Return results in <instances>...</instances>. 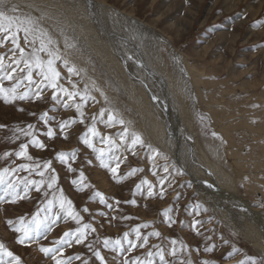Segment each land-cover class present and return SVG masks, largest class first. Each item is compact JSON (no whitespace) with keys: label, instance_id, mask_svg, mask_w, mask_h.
Segmentation results:
<instances>
[{"label":"rangeland","instance_id":"rangeland-1","mask_svg":"<svg viewBox=\"0 0 264 264\" xmlns=\"http://www.w3.org/2000/svg\"><path fill=\"white\" fill-rule=\"evenodd\" d=\"M97 1L158 33L160 42L155 40L154 43H159L164 59L169 63L171 51L178 53L189 81L193 80L194 69L198 85L194 82L190 85L194 90L197 125L194 131L198 144L205 149L210 161L224 170L237 194L247 200L252 209L264 213V0ZM0 10L8 15H26L5 7ZM43 28L57 41L60 54L68 65L75 68L70 75L63 62L58 61L59 83L70 90L74 83L81 92L87 86L94 99L84 102L83 122L74 106L66 108L61 101L69 105L73 102L63 93H57V99L48 87L42 89L40 98L30 96L11 103L0 99V171L18 169L6 175L5 181L24 177L39 180L41 177L36 172L18 166L26 163L42 166L46 161L50 162V169L44 170L45 175L54 170L57 177L53 188H48L47 183L41 185L40 190L30 185L26 195L24 184L20 183L16 191L23 198H16L14 202L13 196L6 194L5 185L0 184V196L4 197L0 200V243L20 258V264H55L52 254L45 255L40 248L52 247L65 232H75L87 224L91 228L86 230L85 241L77 244L75 238H71V246L65 245L60 259L73 257L70 264H84L85 261L87 264H124L125 261L132 264L139 258L161 264L155 253L162 250L168 264H187L189 260L191 264H203L204 261L249 264L248 257H254L257 264H264L263 255L200 199L187 173L150 140L127 91L97 57L78 41L64 42L63 35L67 33L60 27L52 29L44 24ZM60 39L62 44L58 43ZM66 42L72 47H65ZM20 44L29 50L22 35ZM11 47L10 43L0 47L6 63L12 55L8 52ZM41 56L47 58L44 53ZM33 79L39 82L40 77L34 73ZM11 83L3 81L5 87H10ZM32 88L34 91L35 84ZM23 90V86L18 89ZM80 102V97H75V103ZM101 109L106 110L102 118ZM108 110L123 119L130 132H138L147 147L136 145L129 149L126 145L131 143L130 137H125L126 143L121 144L119 134L124 125L107 126L103 121L107 120ZM45 113L47 120L41 118ZM94 115L97 118L95 128L100 135L93 137V145L96 149L105 148L101 141L103 136H109L121 145L114 150V156L120 161L116 175L125 176V179H113L109 169L101 166L97 153L81 139ZM69 120L74 122L62 130L60 124ZM29 124L34 126L32 132L44 148L34 146L30 143L31 137L17 131V128L27 129ZM49 128L54 132L51 138L46 135ZM22 143L28 145L31 161L15 155ZM207 143L212 145L218 157L211 156L205 148ZM73 151L76 153L74 159L70 155ZM5 152L9 155L4 156ZM58 152L69 153L67 164L57 159ZM69 165L73 170H69ZM111 166H116L115 160L111 161ZM132 169L138 171L126 175ZM81 172L85 178L83 183L89 187L78 189L73 181L79 180ZM145 180L148 184L142 183ZM137 185L141 187L138 189ZM149 185L151 196L148 195ZM61 193L72 202L73 210L81 218L79 223L60 208L58 198ZM96 193L103 194L104 203ZM48 201L53 203L49 205ZM33 217L43 222L40 234L36 235L34 229L33 239L18 243L17 237L21 233L14 229L20 218L28 224ZM196 221L199 223L193 227ZM137 228L142 237H147L146 243L137 239ZM154 232L159 236L151 235ZM125 233L127 240L136 242L137 246L131 251L127 250ZM105 239H119L122 246L105 247ZM173 240L178 249L175 257L169 255ZM140 244L144 246L140 247ZM181 244L186 249H182ZM206 248L212 250L205 251ZM96 251L100 252L103 262L95 256ZM149 253L153 255L149 257ZM76 256L80 259H75Z\"/></svg>","mask_w":264,"mask_h":264},{"label":"bare ground","instance_id":"bare-ground-1","mask_svg":"<svg viewBox=\"0 0 264 264\" xmlns=\"http://www.w3.org/2000/svg\"><path fill=\"white\" fill-rule=\"evenodd\" d=\"M0 7L38 17L41 27H60L68 35L64 42L78 41L96 56L127 91L150 140L187 173L200 199L264 257V213L237 194L224 170L199 145L190 85H198L197 74L193 69L189 81L182 57L173 50L168 65L154 43L160 42L158 33L97 0H3ZM205 148L218 157L212 145Z\"/></svg>","mask_w":264,"mask_h":264},{"label":"snow or ice","instance_id":"snow-or-ice-1","mask_svg":"<svg viewBox=\"0 0 264 264\" xmlns=\"http://www.w3.org/2000/svg\"><path fill=\"white\" fill-rule=\"evenodd\" d=\"M2 2L3 0H0V3ZM11 11L16 12V8L13 7ZM21 35L23 37L24 44L27 45L29 48L28 51L25 50V47H21ZM6 43H10L12 45V47L8 49V52H10L12 55L8 57L9 62L6 63L5 54L0 53V99H2L5 103H11L15 100L28 99L30 96L40 98L42 89L44 87H48L53 90L52 95L57 99H59L57 93H63L67 97L68 101H72L73 103L71 105H69L65 101L61 102L64 103V107L66 108L69 106H74L76 108L77 114L81 117V122H83L84 113L82 111V108L84 106V102L90 98L94 99V97H90L87 86H85L84 92H81L76 88V85L74 83H72L71 90L59 83L61 74L56 67V63L58 61L63 62L65 67L68 68V72L70 75L75 72V68L70 67L68 65V61L62 57V55L60 54V49L57 47V41L53 39V37L46 29L40 26L39 18L34 17L30 14L23 16L8 15L5 11L0 10V47H2ZM65 47H72V45L67 44L66 42ZM17 52L19 53L18 56L16 55ZM41 53L46 54L47 58L44 59L41 56ZM21 65H23V67H21ZM34 73L36 76L40 77L39 82L33 79ZM3 81L12 82L11 86L5 87ZM34 84L35 90L33 91L32 86ZM22 86L24 90L22 92L18 91V89H20ZM101 95H103L102 92ZM75 97H80L81 102L75 103ZM105 99L107 98L105 97ZM153 99H155V97H153ZM105 111V109L100 110L101 118L104 116ZM41 118L47 120V114H42ZM96 119L97 118L94 115L92 117V124L88 127L87 132L81 137V139L83 143H85L89 148H92L93 151L97 153V158L100 160L101 166L109 169V171L113 175V179H116L118 181L125 179V176L116 175L120 161L114 156V150L118 149L121 145L117 144L116 141L109 136L101 137L102 143L106 145L105 148L96 149L93 145V137L100 135L95 128ZM72 122L74 121H64L60 124V128L63 130ZM103 122L109 127H111L113 123H119L120 125H124L123 132L119 134L120 141L121 144H125V137H130L131 143L126 145L129 149L133 148L136 145L147 147L141 135L135 131L130 132L129 128L125 124V121L115 116L111 110L107 111V120ZM33 127V125L29 124L27 125V129L17 128V131L27 137H31L30 143L42 149L45 147V145L39 139L36 138V136L32 132ZM46 135L51 138L54 135L53 130L49 128ZM213 135H216V133H213ZM27 148L28 145L22 143L20 145V150L16 151L15 155L17 157H22L31 161L33 158L28 155ZM3 155L8 156L9 153L5 152ZM70 155L74 159L76 155L75 151H73ZM56 157L61 162L67 164L69 153L58 152L56 154ZM112 160H115L116 162L115 167L111 166ZM18 167L19 169H24L29 172H36V174L39 175L41 179L33 180L28 177H24L18 178L14 181H5L4 177L6 175H11L12 173H15L18 169L5 168L0 171V184L5 185L6 194H10L13 196V202L16 198H23L16 191L20 183L24 184L25 195L27 194L28 187L30 185L34 186L37 190H40L41 185L45 183H47L48 188H53L56 183L57 177L55 175L54 170H52L50 175H45L44 170L50 169L49 161L44 162L42 166L39 163H26L21 164ZM41 167L43 170H41ZM69 170H73L71 169L70 165ZM136 171H138V169H132L126 175H133ZM84 179V175L81 172L79 180H74L73 184L77 185L78 189L87 188L89 187V185L83 183ZM142 183L148 184V181L145 180ZM161 183H163V181H161ZM140 187L141 185H137L138 189ZM152 194V189L149 185L148 195L151 196ZM96 195L100 197L101 203L105 202L102 193H96ZM3 199L4 197L0 196V200ZM58 200L60 208L66 212V215L71 219L77 221V223H79L81 218L79 214L73 210L72 202L70 200H67L62 193ZM52 203L53 201H48L49 205H51ZM132 203H135V201H132ZM8 223L9 225H12V221L9 220ZM198 223L199 221L194 222L193 227H195V225ZM42 224L43 222L37 219L36 217H33V220L28 222V224H24L23 218H20L19 225L16 226L14 229L16 232L21 233V235L17 237V242L25 243V241L33 239L34 229L36 230L35 234L39 235V229H41ZM90 228L91 225L85 224L82 227L77 228L75 232H65L60 239L54 242V245L52 247L42 246L40 248V251L43 252L45 255L52 254V259L55 261V264H70L73 257H67L66 260H62L59 258L63 255V249L65 245L70 247L71 238L73 237L75 238V243H83L86 239V230ZM91 230L95 231V229ZM151 235L159 236V233L154 232L151 233ZM136 236L137 239H143L145 243L147 242V237L141 236L139 228L136 229ZM125 239L127 240V233H125ZM127 243L129 245L127 249L128 251H131L132 248L137 246L136 242L132 240H127ZM176 243L177 242L175 240L172 241L173 248L169 253V255H172L173 257H175L178 252V249L175 247ZM104 245L105 247L115 245L117 248H119L122 246V242L119 239H117L116 241H110L108 239H105ZM139 246L143 247L144 245L140 244ZM89 247L91 246L89 245ZM181 248L186 249V246L181 244ZM211 250V248L205 249V251ZM148 255L149 257H151L153 254L149 253ZM155 255H158L160 257L161 264H168V261L165 260L164 252L162 250H158ZM95 256L100 259L101 262H103V257L100 255L99 251L95 252ZM4 257L10 258V260L5 261ZM74 258L80 259L79 256H76ZM246 259L249 261V264H257V261L254 257H248ZM0 264H20V258L18 256H14L13 253L9 251L3 243H0ZM84 264H87V261H85ZM124 264H128V261H125ZM132 264H152V262L150 259L140 260L139 258H137L132 261ZM182 264H184V262H182ZM187 264H191V261H187ZM203 264H213V262L204 261ZM241 264H243V262H241Z\"/></svg>","mask_w":264,"mask_h":264}]
</instances>
